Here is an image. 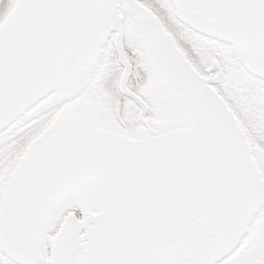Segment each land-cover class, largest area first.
Instances as JSON below:
<instances>
[{"label": "snow or ice", "instance_id": "snow-or-ice-1", "mask_svg": "<svg viewBox=\"0 0 264 264\" xmlns=\"http://www.w3.org/2000/svg\"><path fill=\"white\" fill-rule=\"evenodd\" d=\"M0 264H264V0H0Z\"/></svg>", "mask_w": 264, "mask_h": 264}]
</instances>
